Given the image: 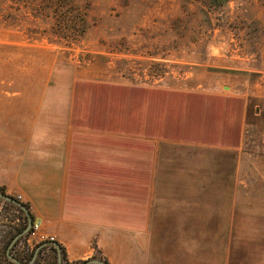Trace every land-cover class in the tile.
Instances as JSON below:
<instances>
[{
  "label": "rangeland",
  "instance_id": "374dc122",
  "mask_svg": "<svg viewBox=\"0 0 264 264\" xmlns=\"http://www.w3.org/2000/svg\"><path fill=\"white\" fill-rule=\"evenodd\" d=\"M73 76L241 94L243 141L211 151L209 203L155 206L152 227L161 244L183 243L187 264H264V0H0V142L26 100L57 101ZM23 223L0 200V264ZM41 242L28 234L11 254ZM39 258L56 261L50 249Z\"/></svg>",
  "mask_w": 264,
  "mask_h": 264
},
{
  "label": "crops",
  "instance_id": "0c3cea01",
  "mask_svg": "<svg viewBox=\"0 0 264 264\" xmlns=\"http://www.w3.org/2000/svg\"><path fill=\"white\" fill-rule=\"evenodd\" d=\"M37 99L1 133L0 190L22 196L70 262L187 264L183 243L161 244L155 206L209 203L210 153L241 146L246 99L83 76Z\"/></svg>",
  "mask_w": 264,
  "mask_h": 264
},
{
  "label": "trees",
  "instance_id": "16d2710c",
  "mask_svg": "<svg viewBox=\"0 0 264 264\" xmlns=\"http://www.w3.org/2000/svg\"><path fill=\"white\" fill-rule=\"evenodd\" d=\"M2 193H4V194H6L4 191H1ZM9 196H11V197H13V198H15V199H17L16 197H14V196H12V195H9ZM0 200H2V201H4L6 204H10V205H13L14 207H16L19 211H21V213L23 214V221H24V223H23V225L22 226H19L18 228H16L9 236H8V238L6 239V241L4 242V244H3V250H2V257H3V259H4V261L6 262L5 264H18V263H16V262H14L13 260H11V258H9V256H8V252H7V250H8V247H9V245H10V243H11V241L13 240V238L17 235V234H19L20 232H22L24 229H25V227H26V225H27V222H28V219H27V215H26V213L24 212V210L22 209V208H20L19 206H17L16 204H14V203H12V202H9V201H7V200H4V199H2V198H0ZM25 204V206L29 209V206H28V204H26V203H24ZM29 234V232L27 233V234H25L24 236H27ZM23 237V236H22ZM22 237H20V238H22ZM19 238V239H20ZM18 239V240H19ZM18 240L14 243V246L17 244V242H18ZM43 242H41V243H39L38 245H36V248L34 249V250H32L31 251V253H30V256L28 257V258H20L21 260H19L18 258V260L22 263V264H29L30 263V261L32 260V258H33V256H34V253H35V250L38 248V246H40V244H42ZM14 246H12L13 248H14ZM10 248V253H11V250L13 249V248ZM48 249H50L51 251H53L54 252V254H55V258H56V261H55V264H59V262H58V253H57V249L55 248V246L54 245H51V244H48V245H44V246H42V247H40V249L38 250V252H37V255H36V257H35V259H34V261H33V263H31V264H40V258H39V255L45 250H48ZM61 254H62V263L61 264H69V261L66 259V257H65V252H64V249L61 247ZM88 260H90V259H88ZM87 260H83V261H80V262H74V263H72V264H83V263H85ZM104 261L106 262V263H108V264H110L106 259H104Z\"/></svg>",
  "mask_w": 264,
  "mask_h": 264
},
{
  "label": "water",
  "instance_id": "95a60500",
  "mask_svg": "<svg viewBox=\"0 0 264 264\" xmlns=\"http://www.w3.org/2000/svg\"><path fill=\"white\" fill-rule=\"evenodd\" d=\"M0 198H2V199H4V200H7V201H9V202H12V203L16 204L17 206H19L20 208H22V209L24 210V212L26 213V215H27L28 222H27V225H26L25 229H24L22 232H20L19 234H17V235L13 238V240L11 241V243H10V245H9V247H8V250H7V252H8V256H9V258H11V260H13L14 262H16V263H18V264H22L17 258H15V257L10 253V248L14 245V243L16 242V240H17L18 238L24 236L25 234H27V233L29 232L30 227H31V225H32V223H33V217H32V215H31L29 209H28V208L25 206V204H24L23 202H21L20 200L15 199V198H13V197H11V196H9V195H6V194H4V193H2V192H0ZM48 244H51V245H54V246H55V248L57 249V253H58V262H59V264L62 263L61 246H60L57 242H55V241H53V242H51V241H44V242H43L42 244H40V246H38V248L35 250L34 256H33L32 260L30 261L29 264L33 263V261H34L36 255H37V252H38V250L40 249V247H42V246H44V245H48ZM91 263H96V264H108V263H106L105 261H101V260H98V259H90V260H87V261H86L85 263H83V264H91Z\"/></svg>",
  "mask_w": 264,
  "mask_h": 264
},
{
  "label": "built area",
  "instance_id": "2783aa9c",
  "mask_svg": "<svg viewBox=\"0 0 264 264\" xmlns=\"http://www.w3.org/2000/svg\"><path fill=\"white\" fill-rule=\"evenodd\" d=\"M29 235L35 239H39L42 242L43 241H51V242L55 241L54 236H48L42 231L40 223L38 222L32 223L30 230H29Z\"/></svg>",
  "mask_w": 264,
  "mask_h": 264
}]
</instances>
